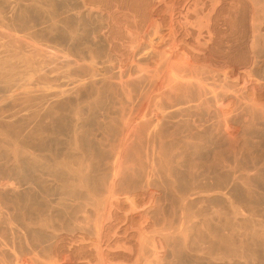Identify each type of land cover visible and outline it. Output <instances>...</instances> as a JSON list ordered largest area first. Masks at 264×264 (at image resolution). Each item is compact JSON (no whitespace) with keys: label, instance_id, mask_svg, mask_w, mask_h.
Masks as SVG:
<instances>
[{"label":"rangeland","instance_id":"374dc122","mask_svg":"<svg viewBox=\"0 0 264 264\" xmlns=\"http://www.w3.org/2000/svg\"><path fill=\"white\" fill-rule=\"evenodd\" d=\"M2 1L5 3V5L2 3ZM2 1L0 0V7L2 6L1 4H3L5 6V8L3 6L1 7L3 10L8 8L9 5L10 8L13 7V5L15 6L11 8L14 10V13L10 8L7 10V12L3 11L4 14L7 13V15H4L3 12H1L2 10L0 11L2 15L5 16H0L1 42L11 44L13 46L15 45L14 47H25V49L22 48L23 51L20 49V51L23 53L25 51L29 53L36 49L34 53L37 57L34 59V61L37 63L40 62L42 70L40 69V64L37 65V63H34L35 68L38 66V70H40V72L38 71V73L33 76L38 79L41 71H43L42 75L45 73V75L48 74V76H45L47 81L43 80L46 81V85L43 83V81L40 83L37 82L35 89H52V87L53 89H60L59 87H61L62 82L65 84L67 81V78L63 76L66 71H62L61 73V69L64 66L63 70H68V67L66 68L64 63L62 66L61 63L63 62V58L66 57V52H68L67 49H69L67 48L68 46L64 36L66 31V26L64 25L66 17L64 2H62V0H56L54 2L47 0L48 4L46 3V6V4H42L46 0H42V3L39 0H24L25 3H22L23 1L21 2V0H18L20 1L19 3L26 4L24 6L26 8L25 9L22 4H18L17 0H13V3H11L10 0V3L8 0ZM6 1L8 2V5ZM14 1H16V3H14ZM38 1L41 3V6L44 5L47 8L42 7L45 8V10H42ZM28 2L29 5L27 4ZM77 2L75 0L72 3V8L83 6L82 0H77ZM211 2L215 3L216 0H211ZM126 3L127 4L125 6L124 12H120L121 16H123L120 18V20L118 18L119 11H117L116 8L112 9L118 14L117 15L116 12L115 15L112 14L117 20H114L113 22L111 20L108 22L109 25L104 29V31L98 28L94 17H90V19L89 16H86V18L84 17L85 20H83L84 18L82 19L84 22L83 24L81 23L82 20L78 21V23H74L75 27H73L75 30L80 27L77 29V31H80H78L79 37L85 35L84 37H81L79 40H77L76 45L78 49L80 46L81 48L83 47L82 50L81 48L80 50L82 53H85H83L85 58L83 57L84 60L82 61L72 57L73 59L77 60H74V64L72 65L73 69L75 65L77 63L78 64L75 68L77 72H74L72 69L71 73L74 74L73 77L77 79L80 78L77 75H82L80 78L81 80H87V78L91 79L93 76H97L98 74L99 77L97 76L96 78L100 79L98 80L99 85L97 86L101 88L104 83L105 87H102V89H104L102 90L104 96H102L103 98L99 100L100 102L96 101L95 97H93L95 99L91 98L94 103L90 102L91 99L86 100L85 97L87 96L88 92L86 91L87 89H84L82 92L83 95L81 96V98H84V100L81 99L82 104L80 101L78 102L76 98H73V100H71L73 102H69L70 104L67 105H55V101L54 104L53 101H50V105L48 104V108L49 106V109L55 108L56 112L59 109V106H61L59 110H61L62 107L63 109L61 113L58 110V115H56L55 111H53L54 109H52L51 115L54 116L53 112L55 113L53 121L51 122V116L48 117L46 121V125H50L47 126L48 128L45 126V131L49 133L47 134L45 132V134L48 135L46 136V140L48 143V139L50 137V142L47 144L45 152H50L47 154H42L50 156L51 159L48 160L47 156L45 157L44 155V159L41 164H48L47 167L49 166L48 169H50V166H55H53V163L59 164L61 162H65L67 159L68 165L70 163L69 168H64V170H61V168L59 169L57 167L58 165L56 164L58 169L55 168L52 173L53 175L57 174V178L59 175V178L56 179L54 178L55 176H51V173L48 175L49 172H52V169L47 170L45 168V170L42 168L41 170L40 167H35L33 164H27L28 161H24L25 158H23V160L21 158V160L16 158V163L21 165H15L14 158H12L13 162L10 161L11 158L10 160H6L9 159L10 156L7 157L3 151H0V154L2 155L0 157L4 158H0V198H3V200L5 197V200L7 198H16V200L14 199L15 201H13L16 203H18L17 201H19V203L25 202V204H23L24 206H26V204L29 205L36 202L34 205L39 210L43 206L44 202L54 201L56 203V201L62 196L63 198L66 196L65 199H67V197L70 198L68 201L70 200L71 202L69 201L68 203L73 204V207L69 210V217L66 220L67 223H65V225L68 224L67 227L65 226L67 231L63 232L61 237L49 234L48 236L50 243L48 242L47 244H49L50 247H128L132 255L131 264H264V236L260 235L261 233L254 234L256 231H261L264 233V0H220L218 8H216L215 11H213L215 7L213 9L212 4L210 7L212 9L210 14L211 41L209 40L206 45L203 42L198 43L196 40V35L193 33V29L194 31L198 30V26L196 24L197 15L195 12L193 13L191 11V20L194 25L191 29L192 33L187 37L185 36L184 31L179 24L182 18L178 14L179 12L186 14L187 10L183 9L176 12H168L167 9H163L162 16L165 18V24L170 23L173 18V25L175 24L176 30L179 31L176 45L178 53L171 60L162 61L161 64H159L157 70L154 68L150 71L146 69L147 67L143 60L144 53H142L141 50L139 51L138 48L134 49L135 45L138 46L139 43L131 44L126 31V29L129 28V25L130 27L132 25L134 27L135 25H139L141 22L140 16L143 6L141 5V2L139 4V0H127ZM179 3H181V0L169 1L170 6ZM35 4L40 6V8L35 6ZM142 4H144V0L142 1ZM17 5H19L20 8ZM136 6H138V9ZM17 7L19 9L23 7L22 10L25 9L24 12H20ZM32 7H35V11L38 12L36 15H34L35 11L32 9ZM62 7L64 8L62 9ZM36 8L38 10H36ZM48 8H53V11H51V9L48 11ZM248 8L250 9V15L248 17L250 31L247 34L244 29L243 18ZM139 9H141V11ZM202 9L203 8L201 4L196 8V11L199 12L200 16L203 12ZM15 10L18 11L15 13ZM49 12L51 14H49ZM11 14L14 16L12 15L11 17ZM49 15H52L53 17ZM25 16H27V18H25ZM21 17L22 20L24 18L26 20H23L25 22L24 25L22 24L23 21H21ZM2 18L4 19V22H2ZM19 21L22 23L20 24ZM54 22L55 24H53ZM31 23L32 26H28ZM33 25L36 26V28ZM55 25H57V28ZM25 26H27V29ZM28 27H30V30H28ZM37 27L38 31H36ZM54 27L55 29H53ZM42 29H44V31ZM52 29L54 32H52ZM48 30L51 32L49 33ZM55 30L58 31V33ZM35 32L37 33V36L39 35V37L33 36L36 35ZM162 32L166 38H164L162 41L158 40V42H161L163 48L166 49L169 48L171 44H173L171 38L167 37V35L170 33L169 26H166ZM31 33H33V37L30 36ZM40 34H42V36ZM50 34H52V37H50ZM46 39L48 40L46 41ZM53 40L54 42H52ZM26 43L29 44L27 45L28 47L26 46ZM130 44L133 46L131 47ZM36 45L39 47L35 48ZM48 45H52V47L50 48ZM45 46L47 48H44ZM19 47L16 49L19 50ZM244 47H246V53L250 58V62L246 65H243L235 58H238V51ZM31 48L33 49L31 50ZM40 48H44V50L46 49L45 51H47L49 48L48 53L45 52V54L43 52L44 54L39 55L40 57H38V53L36 52L37 50L40 52ZM206 48L209 49V51L206 50ZM50 49L53 51L51 52ZM6 50L7 49H5V51ZM89 51L91 54H89ZM206 51H208L210 54ZM41 53L42 52H40V54ZM101 53H103L102 56ZM50 54H52V59H56L57 57V59L62 62H57L56 59V66L54 60L51 62L52 59H49L51 58ZM46 55H49L47 58L50 61L44 59L46 58ZM59 55L61 57H59ZM89 55L90 57H93V59L91 58L92 64L90 63V57H88ZM96 55L97 57L99 56L98 59L94 58ZM86 57L89 59H86ZM42 60L47 61H44L43 63ZM94 61H97L98 65L97 63L95 65ZM85 62L87 64L86 66L84 65ZM42 63L45 64L44 68H42ZM79 63L83 64L79 65ZM88 64L90 65L88 66ZM46 65L47 68L49 67V69L55 65L56 69L53 68V72H51V70L48 71V69L45 68ZM78 65L81 67L79 68ZM58 66L62 67L57 70ZM95 67H97V69ZM84 68L85 70L90 71L93 76L87 71H84ZM93 69H96L95 72L97 74H93ZM46 71H48V73ZM78 71H80L81 74L80 72L78 74ZM83 71L84 73H82ZM85 73L86 75L83 76ZM51 75H53V77ZM103 75H105L106 78ZM50 76L53 79L50 78ZM48 77L51 82L54 80L55 81L50 84ZM145 81H147L150 86L160 84V90L158 92L151 93L149 90L150 86H147ZM41 83L43 84L41 85ZM38 85L41 86V88ZM1 87L3 88L4 86L0 85V98L4 95V89ZM125 91L127 92V95L125 94ZM121 95L122 97H120ZM124 95H126L127 98ZM74 100H77L76 102L80 103V105L77 104L79 105L78 108H82L81 110L84 109L83 112L85 111L84 113H81L84 115L81 116L83 119L81 118L80 121V126L82 128L79 126L78 129L81 135H79V132H76L74 128L76 120L75 110L77 109V106L75 105L76 102ZM86 101L91 105L89 103L86 104ZM51 103L53 105H51ZM121 103H123V105ZM83 104H86L87 106H83ZM64 105L67 110H72H70L71 113L70 111H66V109H64ZM69 105L71 107L73 105V107L71 108ZM157 105L165 109L167 111L166 114L168 115V118H164V121L161 122V124L163 122L165 124L163 123V125L160 126V129L163 126V128L166 130H164L166 137L164 136V139L162 138L163 141L165 140V142L161 141L165 145L163 143L160 144L159 140H157L159 141L157 144V141H153L151 137L146 138L147 140L144 139V146L142 144V147H144L146 151L147 148H151L149 149L151 150L149 151V157V152L141 150L142 147L139 146V143H142L140 141L141 137H139L141 135L140 132L145 128L143 125L140 126V123L143 124L145 120L150 118H158L160 113L158 112ZM49 111L51 112V110ZM171 112H175V114H172L175 115V117H171ZM72 113H74V115ZM61 115H65L67 117L65 118L64 116V118H62ZM72 115L75 118H73ZM125 115H127V118L130 119L133 124L130 134L135 135H133L134 138L131 135L129 136V139H133H130V142L128 141L127 147L129 148V144L131 145L130 147H132V144H135L136 142L138 143L140 141L138 144L136 143V145L133 146L141 147L140 151H145L146 153L144 154V152H139V156L137 153H134V156H132L133 152H129L128 156L130 159H133L135 155L137 156L135 159H133L134 161L128 159V162L125 158L127 153H123V156H121L119 159V163H116V157L114 156L116 155L114 154L116 152L113 146L116 144V142L118 144L119 139H121L120 137L122 135L119 137V134H122V129L124 127L122 126V119ZM58 116H61V118L59 119ZM70 117H72V119ZM57 119L60 120L59 123L57 122ZM64 119L67 122L71 121L68 123L69 125ZM113 120H115V124L116 121L117 124L119 122V126L113 124ZM103 122L104 124L106 122V126L103 124ZM61 123L64 124V128H62L63 125L61 126ZM107 124H111L109 125L111 127L108 128ZM134 124L139 126H135ZM105 127H107V131ZM118 127L119 129H117ZM59 128H62V130ZM101 130L104 131L101 132ZM114 130H120V133L118 134L115 131L116 134H114ZM176 131L177 133H175ZM73 132H76L79 136ZM108 132L112 133H109L108 135ZM168 133H171L172 136ZM75 135H77L76 138H74ZM114 135H116V139L118 140L115 142V144L113 143L115 141ZM101 138L102 141H100ZM74 139H76V142L77 139L79 140L78 143H75L77 147L81 146V148H77L79 149L78 151L80 152V149H82L81 154L78 153L79 155H77V151L72 152L74 145L71 144L72 140L74 144ZM145 140L147 141L146 143H144ZM69 145L71 146L69 147ZM161 146L167 150H171L173 147L172 151L169 152H173V158L176 157L174 158V160H176L174 162L175 165L178 163L182 164V167H180L182 172H186V176L188 175L187 177H191V179H193L191 183L193 184L194 189L191 190L189 194H191V197H193L201 193L199 195L200 197L197 196V198H194L191 201L187 200L186 198H188L189 195H182L180 191L177 189L174 190L175 188H173L170 183L167 182L168 178L163 175L165 173H161V171H163L161 169L162 165H160L162 162L160 159L163 157L162 155L160 156L163 150ZM53 147L58 148L54 149ZM132 150L133 149H129V151ZM153 150L156 151L155 154ZM63 151L67 153V155L64 154L66 155L65 157L63 155ZM2 153H4V156L7 158L3 157ZM141 153L142 157H140ZM175 153L177 156H179L177 157ZM112 154H114V159H112V156L109 157ZM99 156H101L100 159ZM122 157L124 161H122ZM138 157L141 159L143 158V161L140 158L138 159ZM147 157L149 158L146 159ZM80 158H82V160L84 159L83 162L82 160L80 161ZM177 158L179 162L177 161ZM52 159L54 162L51 161ZM136 159L139 160V165L137 164L138 160L135 161ZM67 161L65 163H67ZM73 161L77 163V167H74L76 166V163ZM121 161L122 163L125 162L124 166L121 164ZM129 161L135 162L136 164H130ZM140 161H142L141 165ZM82 163L85 165L81 166ZM22 164H24L25 167L27 164L28 167L23 168ZM70 167L72 170L82 167L81 170L83 175L88 177L89 181H91L89 182L90 187L92 188L94 185V188H88V190L84 189V191L81 189L79 190V193L77 190V193H75L76 195L72 194V196L74 195V198L69 195L68 189L65 190L63 187H59L65 185L64 187L68 188L70 187L71 183H73L72 180H75V176H73L74 179H71V176L73 175H71V172L68 174ZM113 167L115 168L112 170ZM116 167H118V169ZM110 168L111 172H109ZM35 169H37V172ZM65 169L67 171H65ZM38 170L40 172H44L41 174L38 172ZM55 170L60 172L56 173ZM120 170L121 177L123 172L128 176H133L132 178H135L134 176L140 174L137 175L139 178L136 176L137 178L135 179H141L140 181L145 182V184H142L143 186H139L142 188H136V186H133V188L132 186H126L129 187L126 189L128 193L125 191L120 192L119 189L122 188L118 189V194L116 196L118 199H114L117 209L114 211L113 219H108L109 222L106 220L104 221L103 227L105 229L103 228L101 231V237V234L97 232L98 229L96 228L98 225L100 226V218H97L100 216V213H98V210H96L98 208V204L94 203L92 199H98L96 193L98 192L99 187L97 188V186L104 180H107L109 177H111L114 174V171H117L118 173ZM62 172H65V176L62 175ZM108 174L109 177L107 178ZM120 175L118 178H121ZM161 175H163L164 178ZM46 177L48 180H50L49 182ZM61 177L63 179L65 177L64 180L67 182L69 180L70 185L69 183L66 185V182ZM98 179L102 180H99L98 182ZM61 180H63L65 183ZM95 186L97 190L95 189ZM125 188L123 189L125 190ZM70 190L71 189H69V191ZM129 190H132V193ZM135 191H138V193ZM90 192H93L94 196L97 198L93 195L91 197ZM83 194L87 196L90 195L91 198H86V196L84 197ZM20 196L23 197V199L25 198L24 200H27L28 203L24 200L21 201V199L18 200ZM202 196L205 197L203 198ZM76 197H78V201L76 200ZM80 197L81 202L79 201ZM27 198L31 201H29ZM77 202L81 204L79 205ZM84 202L87 203L84 204ZM130 204H133V209L132 207L130 208ZM81 205L83 206L84 210H82ZM233 206L238 208L237 216L233 214ZM17 208H15V206L9 205L8 208L4 209V212L16 214L20 209L19 207ZM42 208L45 210L44 206ZM55 212H57V210H54L51 214L53 216L58 215V212L56 215ZM96 220L97 222L99 221L97 226ZM144 231L147 234L149 233L151 237L157 239L159 243L158 258L151 256L150 246L148 244L146 245V241L144 240L145 238L143 237ZM31 234L33 245L37 244L38 247H46L45 245L40 244L38 241L36 242L37 237L35 239V234ZM98 235H100L101 238H99ZM97 237L103 243L100 242ZM203 242L205 245L200 246V244ZM49 245L47 247H49ZM142 247H145V251L140 253Z\"/></svg>","mask_w":264,"mask_h":264},{"label":"bare ground","instance_id":"6f19581e","mask_svg":"<svg viewBox=\"0 0 264 264\" xmlns=\"http://www.w3.org/2000/svg\"><path fill=\"white\" fill-rule=\"evenodd\" d=\"M2 1V0H1ZM11 1V3H13L12 1L13 0H10ZM10 1L8 0V2L10 3ZM23 1V2H22ZM28 1V0H27ZM26 1V2H27ZM35 1V0H34ZM39 1H41V3H42V0H39ZM38 1V2H39ZM44 1V0H43ZM47 1V0H46ZM44 2V3H42V4H48V1L47 2ZM49 1H56V0H49ZM58 1V0H57ZM75 1V0H74ZM73 0H62V2H64V4H65V26H66V31H65V41H66V43H67V48H69V49H67L68 50V52H66V57H64L63 58V62L61 63L60 62V60H58L57 59V57H56V59H57V62H60L61 63V65L64 63V65H66V68L68 69V70H63V68H64V66L62 67V66H58L57 67V70L60 68V67H62V69H61V73H62V71L63 72H65V74L63 75L65 78H67V81L66 80H63V81H66L65 82V84H63V82H62V85H61V87H59L60 89H53V87H52V89L51 88H49V89H46V88H44L45 87V85H46V81H47V79H45L46 77L45 76H48V74L47 75H45V73H43L44 75H42V72L43 71H41V74H39L40 76H38V75H36V76H38V79H36V77H34L33 75H35L36 73H38V71L40 72V70H38V64H40V60L38 61L39 63H37V62H35L34 61V59L37 57L36 56V54L34 53L35 51H36V49L34 50V51H31L33 48H31V52H26L25 50V52L23 53V52H21L20 51V49L22 50V46H18L19 47V50H17L16 48H18V47H14L13 45H11V44H7V43H3V42H1V39H0V85H2V86H4L2 89H4V95L0 98V151H3L5 154H6V156L8 157V156H10L9 157V159H6L7 157L6 156H4L5 154L4 153H2L3 154V157H6L5 159L6 160H10V158H11V162H13L12 161V158H14V160H15V162H14V164L15 165H21V164H17L16 162H17V159H19V160H23V158H25V160L24 161H28L27 162V164H33L35 167L37 166V167H40L41 168V170H42V168H46L47 170H51L52 172H49V171H46V172H49L48 173V175H50V173H51V176H55L54 178H56V179H58L59 178V175H58V178L56 177L57 176V174L56 175H53L52 173H53V170L55 169V168H61V170H64V168H66V169H68L69 168V165H70V163H69V165H68V161H67V159L65 160V162L67 161V163H65V162H61V163H53V166L54 167H52V166H50V169H48L49 168V166L47 167V165L46 164H41L42 162H43V159H44V155L45 154H42V153H46L45 152V150H46V147H47V144L50 142V137H49V139H48V143H47V140H46V136H48V135H46L45 134V130H46V128H48L47 126H50L49 124H47L46 125V121H47V119H48V117H52V120H51V122L53 121V117L55 116V113H56V115H58L59 114V111H60V113H61V111H62V109H63V107L61 108V110H59L60 109V107L61 106H59V111L57 110V112L55 111V108H51V109H49L50 108V106H49V108H48V104L50 105V101H53V104H54V101H55V105H61V104H70L69 102H73V101H71V100H73V98H76L77 100H78V102L80 101V103H81V99H83L84 100V98H81V96L83 95L82 94V92H83V90L85 89H87L86 91L88 92V94H87V96L86 95H84V96H86L85 98H86V100L87 99H95L96 98V101H99L101 98H103L102 96H104V94H103V91L102 90H104V89H102V87H105V85H104V83H103V85L101 86V88L99 87V86H97V85H99V79H97L96 77L98 76L99 77V75L95 72L96 71V69H97V67H95L96 69H93V74H97V76H93L92 74H91V72L90 71H87V70H85V68H84V71H87L88 73H90L93 77L91 78V79H88L87 78V80L85 79V80H81L80 78L82 77V75H77L78 77H80L79 79H77V78H74L73 76H74V74H72L71 73V70L73 69V64H74V60L75 59H77V60H84V58H85V55H83V53H82V48H81V46H80V48H81V50H80V48L78 49L77 47H76V45H77V40H79V38H81V37H84L85 35H83V36H81V37H79V33H78V31H77V29H79V28H77L76 30L74 29V23H78V21H81L84 17L86 18V16H89V19H90V17H94L95 18V20H96V23H97V26H98V28L100 29V30H102V31H104V29L109 25V23L108 22H110L111 20H112V22L114 21V20H117L116 18H115V16H113L112 14H114L115 15V12L112 10V9H115L116 8V10L117 11H119L118 12V14L120 15V17H119V15L117 14V12H116V14L118 15V18H119V20H120V18H122L123 16H121V13L120 12H124V10H125V6H126V4L128 3H126V1L127 0H82L83 1V6H79V7H77V8H72V3L74 2ZM81 1V0H80ZM130 1V0H129ZM132 1V0H131ZM142 1L143 0H139V4H140V2H141V5L143 6V10H142V13H141V16H140V20H141V22L139 23V25L138 26H136L135 25V27L132 25L131 27H130V25H129V28H127L126 29V31H127V36H128V38H129V41H130V43L131 44H138L139 43V45L138 46H136L135 45V47H134V49H139V51L141 50L142 51V53H144V62H145V65H146V69L148 70V71H150V70H152V69H154V68H156V70L158 69V66H159V64H161V62L162 61H165V60H167V61H169V60H171L173 57H175V55L178 53V50H177V47H176V45H177V35L179 34V31H177L176 30V28H175V24L173 25V18H172V20H171V22L170 23H168V24H165V21H164V17L162 16V13H163V9H167L168 10V12L169 11H173V12H176V11H178V10H183V9H185V10H187V13L186 14H183L182 12H179L178 14L180 15V17L182 18L181 19V21L179 22V24L181 25V27H182V29H183V31H184V34H185V36H189L191 33H192V31H191V29H192V26L194 25L193 23H192V16H191V11L194 13H196V15H197V19H196V24H197V26H198V30H195L194 31V29H193V33H195V35H196V40L198 41V43H205V45H206V43L210 40L211 41V39H210V34H211V25H210V22H211V19H210V14H211V11H212V9L210 8L211 7V5L213 6V9H214V7H215V9L213 10V11H215L216 10V8H218V5H219V3H220V0H216V2L215 3H212L211 2V0H181V3H179V4H173L172 6H170V4H169V1L170 0H144V4H142ZM8 2L6 1V3H7V5H8ZM17 2H18V4L20 5V4H22V3H25V1L24 0H21V2L22 3H19L20 1H18L17 0ZM60 2V1H59ZM59 2H58V4H59ZM76 2H77V0H76ZM79 2V1H78ZM77 2V3H78ZM2 3H4L3 1H2ZM14 3H16V1H14ZM30 3H31V1H30ZM32 3H35V2H32ZM40 3V2H39ZM41 3H40V6H41ZM56 3V2H55ZM55 3H54V5H55ZM61 3V2H60ZM136 3V2H135ZM28 5H29V2L27 3ZM47 4H46V6H47ZM57 4V3H56ZM131 4V3H130ZM139 4H138V6H139ZM200 4L202 5V10H203V12H202V15L200 16V14H199V12L198 11H196V8L198 7V6H200ZM4 8H5V3H4V5L3 4H1ZM13 5V4H12ZM19 5H17L19 8H20V6ZM23 5V7L26 5V4H22ZM31 5V4H30ZM49 5H50V3H49ZM62 5H63V3H62ZM78 5V4H77ZM137 5V4H136ZM1 6V7H2ZM15 5H13V7H14ZM32 6H33V4H32ZM35 6H38V5H36L35 4ZM40 6H38L39 8H40ZM52 6V5H51ZM60 6V5H59ZM138 6H136V8L138 9ZM0 7V8H1ZM8 7V6H7ZM13 7H11V8H13ZM17 7V8H18ZM23 7L21 8V9H19V11L21 12H24V10L26 9L25 7V9L24 10H22L23 9ZM31 7V6H30ZM37 7V8H38ZM42 7H45L44 5L43 6H41V8ZM49 7V6H48ZM10 8V5H9V7L8 8H6L5 10H3L2 8L0 9V11L1 12H3V11H5V12H7V10ZM10 8V9H11ZM16 8V7H15ZM35 8V7H34ZM33 7H32V9H34ZM36 8V10H38ZM45 8H47V7H45ZM45 8H42V10L44 9L45 10ZM64 7H62V9H63ZM51 9V8H50ZM50 9L48 8V11H50ZM55 9V8H54ZM12 10V9H11ZM140 11H141V9H139ZM18 11V10H17ZM16 10H15V13L17 12ZM34 11H35V9H34ZM51 11H53V8L51 9ZM58 11V10H57ZM114 13H113V12ZM0 12V13H1ZM11 12V11H10ZM12 12L14 13V10H12ZM33 12V11H32ZM44 12V11H43ZM42 12V13H43ZM47 12V11H46ZM45 12V13H46ZM63 12V11H62ZM138 12V11H137ZM28 13H29V11H28ZM31 13V12H30ZM38 12H36L35 11V14L34 15H36ZM41 13V14H42ZM93 13V14H92ZM139 13V14H140ZM3 14H4V12H3ZM24 14V13H23ZM27 14V13H26ZM40 14V13H39ZM49 14H51L50 12H49ZM56 14V13H55ZM91 14H92V16H91ZM4 15H7V13H5ZM4 15H2V13L0 14V16H4ZM12 15L13 14H11V17H12ZM48 15V14H47ZM53 15V14H52ZM52 15H49V16H52ZM61 15H62V13H61ZM123 15V14H122ZM249 15H250V9L248 8L247 10H246V13H245V15H244V18H243V25H244V29H245V32L248 34L249 33V31H250V27H249V24H248V17H249ZM8 16H10V15H8ZM14 16V15H13ZM28 16V15H27ZM27 16H25V18H27ZM45 16V15H44ZM63 16H64V14H63ZM5 17V16H4ZM3 17V18H4ZM31 17V16H30ZM37 17V16H36ZM53 17V16H52ZM2 18V22H4V19ZM14 18V17H13ZM24 18V17H23ZM25 18L23 19V20H25ZM38 18V17H37ZM43 18H45V17H43ZM47 18H49V17H47ZM55 18V17H54ZM53 18V19H54ZM85 18L83 19V20H85ZM1 19V18H0ZM6 19V18H5ZM40 19V18H39ZM52 19V20H53ZM56 19V18H55ZM58 19V18H57ZM62 19V18H61ZM87 19H88V17H87ZM22 20V17H21V21H23ZM29 20V19H28ZM31 20H33V19H31ZM83 20H82V24L84 23L83 22ZM92 20V19H91ZM94 20V19H93ZM118 20V21H119ZM122 20V19H121ZM21 21H19V23L21 24L22 22ZM26 21V20H25ZM30 21V20H29ZM35 21V20H34ZM33 21V22H34ZM40 21V20H39ZM58 21V20H57ZM32 22V23H33ZM44 22V21H43ZM47 22V21H46ZM53 22V21H52ZM60 22V21H59ZM87 22V21H86ZM115 22H117V21H115ZM24 21H23V25H24ZM32 23L30 24V25H28V26H32ZM48 23V22H47ZM62 23V22H61ZM119 23V22H118ZM19 24V25H20ZM27 24V23H26ZM25 24V25H26ZM29 24V23H28ZM45 24V23H44ZM50 24V23H49ZM53 24H55V22L53 23ZM23 25H22V28H23ZM35 25V24H34ZM33 25V26H34ZM52 25V24H51ZM51 25H50V27H51ZM76 25V24H75ZM21 26V25H20ZM48 26V25H47ZM54 26V25H53ZM56 26V28H57V25H55ZM58 26H59V24H58ZM62 26V25H61ZM74 26V27H73ZM79 26V25H78ZM83 26V25H82ZM85 26V25H84ZM96 26V25H95ZM166 26H169V30H170V33L167 35V37H169V38H171V41L173 42V44H171V46L169 47V48H166V49H164L163 48V46H162V44H161V42H158V40H160V41H162L164 38H166V36H164L162 33V31H163V29L164 28H166ZM27 26H25V28H26ZM35 28H36V26H34ZM34 27H33V29H34ZM38 27H39V25H38ZM38 27H37V30L36 31H38ZM43 27V26H42ZM49 27V26H48ZM127 27H128V25H127ZM29 29L28 30H30V27H28ZM44 28V27H43ZM84 28V27H83ZM27 29V28H26ZM41 29V28H40ZM39 29V30H40ZM53 29H55V27L53 28ZM52 29V32H54V30ZM60 29H62V28H60ZM109 29V28H108ZM43 31H44V29H42ZM46 30V29H45ZM50 30H51V28H50ZM56 30H58V29H56ZM55 30V31H56ZM63 30V29H62ZM34 31V30H33ZM47 31V30H46ZM45 31V32H46ZM49 31V30H48ZM51 31H49V33H50ZM57 33H58V31H56ZM60 32V31H59ZM62 32V31H61ZM80 32V31H79ZM100 32V31H99ZM36 33V32H35ZM40 33V32H39ZM103 33V32H102ZM32 34L33 33H31V35L30 36H32ZM46 34H47V32H46ZM53 34V33H52ZM52 34H50V37H52L51 35ZM63 34V33H62ZM41 36H42V34H40ZM33 36H36V37H39V35L37 36V33H36V35H33ZM32 36V37H33ZM48 36H49V34H48ZM45 37V36H44ZM116 37V36H115ZM59 38V37H58ZM33 39H35V38H33ZM45 39V38H44ZM63 39V38H62ZM43 40V39H42ZM48 39H46V41H47ZM81 40V39H80ZM114 40V39H113ZM56 41V40H55ZM64 41V42H65ZM42 42V41H41ZM41 42H40V44H41ZM52 42H54V40L52 41ZM31 43V42H30ZM48 43H50V42H48ZM63 43V42H62ZM61 43V44H62ZM80 43V42H79ZM84 43V42H83ZM33 44V43H32ZM47 44V43H46ZM59 44V43H58ZM65 44V43H64ZM131 44H130V46H131ZM27 45H29V44H27L26 43V46ZM34 45V44H33ZM32 45V46H33ZM42 45V44H41ZM54 45V44H53ZM66 45V44H65ZM64 45V46H65ZM25 46V45H24ZM31 46V45H30ZM43 46H44V44H43ZM50 48L52 47V45L50 46V45H48ZM63 46V45H62ZM133 46V45H132ZM131 46V47H132ZM12 47V48H11ZM28 47V46H27ZM26 47V48H27ZM37 47H39V46H37L36 45V47L35 48H37ZM14 48V49H13ZM44 48H47L46 46L44 47ZM44 48H40L41 49V51L40 52H42L41 54H40V52H39V50H37V52L36 53H38V57H40L39 55H42V54H44L45 52H47L48 53V50H49V48L47 49V51H45L44 50ZM5 49H7L6 51H5ZM12 49V50H11ZM23 49H25V47L23 48ZM54 49H55V47H54ZM58 49V48H57ZM133 49V48H132ZM43 50V51H42ZM206 50H208L209 51V49H207L206 48ZM20 51V52H19ZM23 51V50H22ZM28 51V50H27ZM50 51H51V49H50ZM50 51H49V53H50ZM53 51V50H52ZM51 51V52H52ZM55 51V50H54ZM59 51V50H58ZM101 51V50H100ZM104 51V50H103ZM203 51V50H202ZM208 51H206V52H208ZM33 52V53H32ZM44 52V53H43ZM60 52V51H59ZM204 52H205V50H204ZM203 52V53H204ZM94 53H96V52H94ZM209 53V52H208ZM238 58L237 57H235L237 60H239L243 65H246V64H248L249 62H250V58H249V56L247 55V53H246V47H244V48H242V49H240L239 51H238ZM46 54V53H45ZM53 54V53H52ZM52 54H50V56L52 55ZM63 54H65V53H63ZM85 54V53H84ZM88 54V53H87ZM89 54H91L90 53V51H89ZM102 54L103 53H101V56H102ZM205 54V53H204ZM210 54V53H209ZM94 55V54H93ZM93 55H91V56H93ZM99 55H100V53H99ZM207 55V54H206ZM35 56V57H34ZM47 56L49 57V55H46L45 57L46 58H44V59H47V60H49V59H52V56H51V58H47ZM56 56V55H55ZM57 56H58V54H57ZM100 56V57H101ZM208 56V55H207ZM43 57V56H42ZM59 57H61L60 55H59ZM72 57H75V59H73ZM84 57V58H83ZM88 57H90V55L88 56ZM96 57H97V55H96ZM96 57H94L95 59H98V57L96 58ZM142 57V56H141ZM53 58H54V56H53ZM91 58L93 59V57H90V63L92 64V60H91ZM43 59V58H42ZM56 59H52L51 60V62L54 60V62H55V60ZM86 59H89V58H87L86 57ZM47 60H42V62L44 63V61L46 62ZM77 60H75V61H77ZM50 61V60H49ZM81 61V62H82ZM238 61V62H239ZM78 62H80V61H78ZM87 62V61H86ZM86 62H85V66L87 65L86 64ZM237 62V63H238ZM34 63L36 64L37 63V68H35V66H34ZM42 63V64H43ZM47 63H50V62H47ZM94 63H95V65H96V63H97V61H94ZM93 63V64H94ZM75 64H76V62H75ZM78 64V63H77ZM76 64V65H77ZM83 64V63H82ZM82 64H80L79 63V65H82ZM102 64V63H101ZM44 65L45 64H43V67L42 68H44ZM53 65V64H52ZM55 65H56V62H55ZM55 65H54V67H50L51 69H49V67L47 68V65L45 66V68H47L48 69V71H50L51 70V72H53L52 70H53V68L54 69H56L55 68ZM59 65V64H58ZM76 65H75V67H74V72L76 71ZM78 65V66H79ZM90 64H88V66H89ZM97 65H98V63H97ZM57 66V65H56ZM85 66H83V67H85ZM92 67H94L93 65H91ZM90 66V67H91ZM81 66H79V68H80ZM99 67V66H98ZM102 68V67H101ZM40 69H41V64H40ZM47 69H45V70H47ZM92 69V68H91ZM42 70V69H41ZM44 70V71H45ZM77 70H78V68H77ZM82 70H83V68H82ZM81 70V71H82ZM88 70H89V68H88ZM48 71H46L47 73H48ZM84 71L82 72V73H84ZM92 71V70H91ZM103 71V70H102ZM60 72V71H59ZM77 72V71H76ZM79 72L80 71H78V74H79ZM95 72V73H94ZM80 74H81V72H80ZM103 74V73H102ZM107 74V73H106ZM105 74V75H106ZM86 75V73L83 75V76H85ZM89 75V74H88ZM105 75H103V76H105ZM108 75V74H107ZM52 77H53V75H51ZM50 76V78H52ZM63 77V78H64ZM91 77V76H90ZM62 78V77H61ZM85 78V77H84ZM83 78V79H84ZM103 78V77H102ZM105 78H106V76H105ZM48 79H49V77H48ZM53 79V78H52ZM43 80H46V81H43ZM50 80V79H49ZM106 80V79H105ZM43 81V83H45V85H44V89H41V90H38V88L37 89H35V86H36V83L37 82H42ZM55 81V80H54ZM53 81V82H54ZM101 81H102V79H101ZM100 81V82H101ZM53 82H51V80H50V84L51 83H53ZM103 82H105V81H103ZM38 83V84H39ZM43 83H41V85L43 84ZM106 83V82H105ZM145 83L147 84V86H150L148 83H147V81H145ZM47 84H48V82H47ZM64 85V86H63ZM39 86V85H38ZM49 86V85H48ZM160 84H155V85H151L150 86V88H149V90H150V92L151 93H155V92H158L159 90H160ZM40 88H41V86H39ZM55 87V86H54ZM39 88V89H40ZM48 88V87H47ZM58 88V87H57ZM62 88V89H61ZM106 90V89H105ZM119 91V90H118ZM124 91V90H123ZM86 92V93H87ZM106 92V91H105ZM120 92V91H119ZM118 94H120V93H118ZM125 94L127 95V92L125 91ZM126 95H124L125 97H126ZM93 97H95V98H93ZM120 97H122V95L120 96ZM127 98V97H126ZM91 99V101L90 102H93V100ZM120 99H122V98H120ZM76 100V101H77ZM75 101V100H74ZM75 101V102H76ZM124 101V100H123ZM122 101V102H123ZM78 102H76V106H77V109L75 110L74 108L76 107H74L73 109L75 110V117H76V120L75 119H73V120H75V126H74V128H75V130H76V132L78 131V129H79V126H80V121H81V116H84V115H82L81 113L83 112V110H81L80 108H78L79 107V105H80V103H78ZM100 102V101H99ZM89 103V102H88ZM87 103V101H86V104H88ZM94 103V102H93ZM52 103H51V105H53ZM77 104H79V105H77ZM82 104V103H81ZM85 104V105H86ZM90 104V103H89ZM122 105H123V103H121ZM74 105V104H73ZM73 105H72V107H73ZM84 104H83V106H85ZM91 105V104H90ZM125 105V104H124ZM70 106V105H69ZM68 106V107H69ZM82 106V105H81ZM87 106V105H86ZM52 107V106H51ZM56 107H58V106H56ZM64 107H65V105H64ZM71 107V106H70ZM69 107V108H70ZM71 107V108H72ZM157 108H158V112L160 113L159 115H158V118H150V119H147V120H145L144 122H143V124L142 123H140L141 125L140 126H144L143 128H144V130H142L140 133H141V135L139 136V137H141V140L139 139V137H138V139L142 142L141 144L139 143V146H141L142 147V144H143V140L144 139H146V138H149V137H151V139L153 140V141H157V140H159L160 141V144H162L163 142H165V140L163 141V139H164V136L166 137V133H165V129L163 128V126L161 127V129H160V126L161 125H163V123L161 124V122L162 121H164V118H168V115L166 114V110L165 109H163L162 107H160V106H158L157 105ZM52 109H54L53 111H55V113L53 112V114H54V116H52L51 115V113H52ZM64 109H66V111H70L71 109H68L67 110V108L65 107ZM49 110H51V112L49 111ZM66 111H64V112H66ZM72 111V110H71ZM71 111H70V113H71ZM85 112V111H84ZM83 112V113H84ZM67 113V112H66ZM65 114V113H64ZM73 115H74V113H72ZM172 114H175V112H171V117L172 116H174L175 117V115H172ZM66 115H68V114H66ZM71 115V114H70ZM72 115V117L73 118H75L74 116ZM62 116V115H61ZM61 116L59 117V119L61 118ZM65 116V115H64ZM64 116H62V118H64ZM67 116H65V118H66ZM72 117H70L71 119H72ZM129 117V116H128ZM173 117V118H174ZM169 118H170V114H169ZM59 119H57L58 121V123H59ZM83 119V118H82ZM175 119V118H174ZM50 120V119H49ZM62 120V119H61ZM65 120V119H64ZM72 120V121H73ZM123 120V125L122 126H124L123 127V129H122V134L120 133V130H114V134H116V133H120L119 134V137L121 138V139H119V142H118V144H117V142L116 141H118L117 139H116V135H114L115 136V139H114V137L112 136V138L115 140L113 143L115 144V142H116V144L113 146V148H114V150H115V152L116 153H114V154H116V155H114V154H112V155H110L109 157H111L112 156V159H114L115 157H116V163H119V159H120V157L121 156H123V153H127L125 156V158H126V160H127V162H128V159L129 160H133V159H135L136 158V156L138 155L139 156V152H144V154L148 151H151V150H149V149H151V148H147V151H146V149H144V147H142V149L141 150H145V151H140V148L141 147H135V146H133V145H136V143L135 144H132V147H135V148H132V147H130L131 145L129 144V148L127 147L128 145V141L130 142V139H133L134 138V136L133 135H131L130 134V132H131V127L133 126V124H132V121H130V119H128L127 118V115H125L124 116V118L122 119ZM172 120V119H171ZM168 121H169V119H168ZM175 121V120H174ZM49 122V121H48ZM47 122V123H48ZM51 122H49V123H51ZM63 122V121H62ZM65 122H67L66 120H65ZM71 121H68L67 122V124L68 123H70ZM74 122V121H73ZM107 122V121H106ZM106 122H105V124H104V122H103V124L106 126ZM109 122V121H108ZM115 122V120H113V124H115L114 123ZM55 123V122H54ZM53 123V124H54ZM64 123V122H63ZM109 123H111V122H109ZM122 123V122H121ZM120 123V124H121ZM138 123V122H137ZM167 123V122H166ZM170 123H173V122H170ZM66 124V123H65ZM73 124V123H72ZM71 124V125H72ZM82 124V123H81ZM139 124V123H138ZM165 124V123H164ZM63 125V127L62 128H64V124H62L61 123V126ZM69 125V124H68ZM108 125V124H107ZM109 125H111V124H109ZM108 125V128L109 127H111V126H109ZM115 125H118L119 126V122H118V124H117V121H116V124ZM135 125V124H134ZM45 126H46V128H45ZM59 126H60V124H59ZM58 126V127H59ZM84 126V125H83ZM102 126V125H101ZM100 126V127H101ZM113 126V125H112ZM135 126H139V125H135ZM66 127V126H65ZM81 127V126H80ZM114 127V126H113ZM121 127V126H120ZM167 127H169V126H167ZM167 127H166V129H167ZM62 128L60 129V130H62ZM68 128V127H67ZM82 128V127H81ZM107 127H105V129H106ZM122 128V127H121ZM58 129V130H59ZM69 129V128H68ZM68 129H66V130H68ZM73 129V128H72ZM101 129V128H100ZM103 129V128H102ZM113 129V128H112ZM112 129H111V131H112ZM117 129H119V127L117 128ZM59 130V131H60ZM74 130V129H73ZM109 130V129H108ZM165 130V131H164ZM82 131V130H81ZM102 131H104V130H101V132ZM106 131H107V129H106ZM115 131H116V133H115ZM168 131V130H167ZM76 132H73V133H75V134H77ZM79 132V135H81V133H80V131H78ZM132 132H134V131H132ZM47 133V132H46ZM62 133H63V131H62ZM104 133V132H103ZM109 133H112V132H108V135H109ZM139 133V134H140ZM173 133V132H172ZM175 133H177V131L175 132ZM47 134H49V133H47ZM168 134H171V133H168ZM167 134V135H168ZM78 135V134H77ZM77 135H75L74 136V138H76V136ZM78 135V136H79ZM105 135V134H104ZM132 136L133 138H130L129 139V136ZM107 136V135H106ZM171 136H172V134H171ZM118 137V136H117ZM169 137V136H168ZM167 137V138H168ZM48 138V137H47ZM103 138V137H102ZM102 138H101V140L100 141H102ZM106 138H109V137H106ZM163 138V139H162ZM78 139H79V137H78ZM77 139V142H76V139H74L75 140V142H74V144H73V140H72V144L71 145H74V149H73V151L72 152H74V151H77V155H79V154H81V150L82 149H80V152L78 151L79 149H77V148H81V146H79V147H77V145H75V143H78V140ZM104 139V138H103ZM112 139V140H113ZM109 140V139H108ZM147 140V139H146ZM145 140V142L144 143H146L147 141ZM150 140V139H149ZM171 140V139H170ZM159 141H157V144L159 143ZM161 141H163V142H161ZM169 141V140H168ZM174 141H177V140H174ZM174 141H173V143H174ZM132 142V141H131ZM166 142H167V140H166ZM69 143H70V141H69ZM103 143V142H102ZM137 143V144H138ZM175 143H177V142H175ZM53 144V143H52ZM103 144H105V143H103ZM148 144V143H147ZM151 144H153V143H151ZM156 144V143H155ZM159 144V145H160ZM164 144V143H163ZM167 144V143H166ZM172 144V143H171ZM51 145V144H50ZM49 145V146H50ZM71 145H69V147L71 146ZM81 145V144H80ZM101 145V144H100ZM146 145V144H145ZM165 145V144H164ZM164 145H163V147H164ZM174 145V144H173ZM178 145V144H177ZM58 146V145H57ZM103 146V145H102ZM143 146H144V144H143ZM150 146V145H149ZM148 146V147H149ZM152 146V145H151ZM167 146V145H166ZM165 146V147H166ZM59 147V146H58ZM58 147H55V148H58ZM107 147V146H106ZM109 147H111V146H109ZM147 147V146H146ZM155 147V146H154ZM162 147V146H161ZM162 147V148H163ZM50 148V147H49ZM49 148H47V149H49ZM54 148V147H53ZM54 148V149H55ZM61 148V147H60ZM59 148V149H60ZM73 148V147H72ZM84 148V147H83ZM112 148V147H111ZM167 148V147H166ZM177 148V147H176ZM69 149H71V148H69ZM68 149V150H69ZM77 149V150H76ZM129 149L131 150V149H133L132 151H129ZM153 149V148H152ZM156 149H157V146H156ZM155 149V150H156ZM161 149V148H160ZM172 149H173V147L171 148V150L169 149V150H167V149H164L163 148V150H162V152H161V154H160V150L158 151L159 152V154H160V156L162 155L163 157H161L162 159H160V157H159V159L162 161L161 163H160V165H162V167H161V169L164 171H161V173H165V174H163V175H165L168 179V181L167 182H169L170 183V185L173 187V188H175L174 190H178V191H180V193H182V195H184V196H188L189 195V197L188 198H186L187 200H193L194 198H197V196L198 197H200L199 195L201 194V193H199V195H195V196H193V197H191V194H189L190 192H191V190H193L194 188H193V184L191 183L192 181H193V179H191V177H187L186 176V172L184 173V171L182 172V170H181V168L180 167H182L181 165L182 164H180V163H178L177 165H175V161L176 160H174V158H176V157H174L173 158V152H169V151H172ZM50 150V149H49ZM64 151H65V149H64ZM63 151V155L64 154H66L67 155V153H68V151L66 150V152L67 153H65ZM154 151V150H153ZM50 152V151H49ZM48 151H47V153H49ZM56 152V151H55ZM58 152V151H57ZM114 152V151H113ZM129 152L130 153H132L133 152V154H132V156H134V153L136 154L137 153V155H135V157H133V159H130L129 158ZM155 152L156 151H154V154H155ZM157 152V153H158ZM46 153V154H47ZM60 153V152H59ZM79 153V154H78ZM86 153V152H85ZM111 153H112V151H111ZM142 153L140 154V157H142L141 155H142ZM61 154V153H60ZM103 154V153H102ZM150 152L148 153V156L150 157ZM66 155H64V157L66 156ZM69 155V154H68ZM73 155V154H72ZM87 155H88V153H87ZM113 155L115 156L114 158H113ZM152 155V154H151ZM157 155V154H156ZM155 155V156H156ZM175 155H176V153H175ZM174 155V156H175ZM0 156H2L1 154H0ZM12 156V157H11ZM47 155H45V157H46ZM53 156V155H52ZM60 156V155H59ZM83 156V155H82ZM85 156H86V154H85ZM128 156V157H127ZM145 156V155H144ZM143 156V157H144ZM147 156V155H146ZM154 156V157H155ZM177 156V155H176ZM179 156V155H178ZM177 156V157H178ZM61 157V156H60ZM63 157V156H62ZM75 157V156H74ZM89 157V156H88ZM100 157L101 156H99V159H100ZM140 157H138V159L140 158ZM149 157H147L146 159H148ZM153 157V158H154ZM181 157V156H180ZM0 158H2V157H0ZM17 158V159H16ZM21 158V159H20ZM47 158H48V160L49 159H51L50 158V156H47ZM67 158H69V157H67ZM73 158V157H72ZM77 158V157H76ZM124 158V159H125ZM158 158V157H157ZM2 159H4V158H2ZM62 159H64V158H62ZM103 159V158H102ZM138 159H136L135 161H137ZM141 159V158H140ZM45 160H47V159H45ZM47 160V161H48ZM70 160H72V159H70ZM78 160H79V158H78ZM77 160V161H78ZM82 160V158H80V161ZM84 160V159H83ZM83 160H82V162H83ZM111 160V159H110ZM142 161H143V158L141 159ZM181 160V159H180ZM52 162H54L53 161V159L51 160ZM57 161V160H56ZM59 161V160H58ZM64 161V160H63ZM122 161H124L123 160V157H122ZM122 161H121V164L124 166L125 165V162L124 163H122ZM134 161V160H133ZM142 161H140L141 163H140V165L142 164ZM177 161H178V158H177ZM19 162V161H18ZM23 162V161H22ZM46 162V161H45ZM50 162V161H49ZM49 162H47V163H49ZM70 162V161H69ZM72 162V161H71ZM73 162H75V161H73ZM130 162V164H136L135 162H132V161H129ZM138 162H139V160L137 161V164H138ZM179 162V161H178ZM181 162V161H180ZM24 163V162H23ZM76 163V162H75ZM86 163V162H85ZM25 164V163H24ZM24 164H22L23 166V168H26V167H28L27 166V164H26V167L24 166ZM56 164L58 165L57 167H56ZM113 164V163H112ZM128 164V163H127ZM50 165H51V163H50ZM76 166H74V167H77V163L75 164ZM79 165V164H78ZM85 164L84 163H82L81 164V166H84ZM114 165V164H113ZM119 165V164H118ZM139 165V164H138ZM116 166V165H115ZM20 167V166H19ZM120 167V166H119ZM32 168V167H31ZM57 168V169H58ZM73 168V167H72ZM115 167H113L112 168V170L114 169ZM117 169H118V167H116ZM123 168V167H122ZM185 168V167H184ZM33 169V168H32ZM39 169V168H38ZM45 169V170H46ZM56 169V170H57ZM65 169V171H67ZM82 167L80 168V167H78L77 169H74V170H72L71 169V167H70V171H69V173L68 174H70V172H71V179H74V177L73 176H75V180L73 181L72 180V182L73 183H71V185H70V183H69V177H68V182L67 181H65L64 179H65V177H64V181L66 182V185L69 183V185H70V187H68V188H65L64 186L65 185H63V184H61V185H63V186H59V187H63L65 190H67L68 189V193H69V195L70 196H72V194H75V193H77L76 191L78 190V193L80 192L79 190H81V189H83L82 191H84V189H87L88 190V188H91L90 187V185H89V182H91V181H89V179H88V177L87 176H84L83 175V172H82ZM183 169V168H182ZM36 170V172H37V169H35ZM55 170V171H56ZM185 170V169H184ZM118 171V170H117ZM117 171L115 172L114 171V174L111 176V177H109V174L107 175V180H104V179H106V178H104L103 180V182H101L98 186H97V188L99 187V188H101V189H99L98 188V192L96 193L97 194V197H98V199H96V200H94V199H92L93 201H94V203H97L98 204V208L96 209V210H98V213H100L99 215V217H97L98 219H99V221H100V223H99V221L97 222V220H96V226L98 225V223L100 224V226L98 225L96 228L98 229V233H100L101 234V237H102V233H101V231L103 230V226H104V221L106 220L107 222H109L108 221V219L109 220H111V219H113V214H114V211L117 209L116 207V205H115V203H114V199L116 198V199H118L116 196H117V194H118V189L119 188H122V189H119V191L120 192H122V191H125L126 193H128L127 192V188H129V187H126V186H132V188H133V186L135 187L136 186V188H142V187H139V186H143L144 184H145V182H141L140 180H136L135 178H137L138 176L137 175H140V174H137L136 176H134L135 178H132L130 175L128 176V175H126L124 172H123V175H122V177H121V170L117 173ZM188 171V170H187ZM38 172L39 173H43V172H40L39 170H38ZM57 172H60V171H56V173ZM109 172H111V168L109 169ZM63 173V172H62ZM65 173V172H64ZM62 174L63 176H65V174ZM112 173H113V171H112ZM111 173V174H112ZM45 174V173H44ZM60 174V173H59ZM67 174V173H66ZM188 174V173H187ZM47 175V176H48ZM85 175H87V174H85ZM120 175V177L121 178H118V176ZM125 175V176H124ZM163 175H161L162 177H163ZM44 176V175H43ZM67 176V175H66ZM49 177V176H48ZM73 177V178H72ZM166 177H165V179H166ZM139 178V177H138ZM142 178V177H141ZM164 178V177H163ZM46 179H47V177H46ZM50 179V178H49ZM144 179H146V178H144ZM48 180V179H47ZM53 180H55V179H53ZM63 180H61L62 182H64ZM99 180H102V179H98V182H99ZM143 180V179H142ZM50 180H48V182H49ZM58 181V180H57ZM165 181V180H164ZM53 182V181H52ZM62 182H60V183H62ZM64 182V183H65ZM71 182V181H70ZM195 182V181H194ZM193 182V183H194ZM54 183V182H53ZM56 183H58V182H56ZM96 183H97V181H96ZM49 184H51V183H49ZM143 184V185H142ZM52 185V184H51ZM56 186H57V184H56ZM55 186V187H56ZM126 187V188H125ZM63 188H62V190H63ZM92 188H94V185L92 186ZM91 188V189H92ZM97 188H96V186H95V189L97 190ZM123 188H125V190L123 189ZM192 188V189H191ZM69 189H71L70 191H69ZM87 190H85V191H87ZM133 190V189H132ZM132 190H129L130 192L132 191ZM140 190V189H139ZM64 191V190H63ZM90 191V190H89ZM93 191V190H92ZM95 191V190H94ZM124 192V193H125ZM129 192V193H130ZM135 192H137L138 193V191H135ZM64 193H65V191H64ZM91 193V192H90ZM132 193V192H131ZM130 193V194H131ZM67 194V193H66ZM80 194H82V193H80ZM86 194V193H85ZM88 194V193H87ZM198 194V193H197ZM76 195V194H75ZM84 195V194H83ZM83 195H82V198H83ZM92 195L94 196V194H93V192L91 193V197H92ZM123 195H125V194H123ZM68 196V195H67ZM77 196H78V194H77ZM81 196V195H80ZM86 196V198L87 197H90V195L89 196H87V195H84V197ZM5 197V196H4ZM66 197V196H65ZM65 197L63 198V196L60 198V199H58L57 201H56V203L54 202V201H48V200H46V201H48V202H44V204H43V206L45 207V210L42 208V210H41V208H40V210L39 209H37L36 207H35V203L34 204H26V206H24L23 204H25V202L23 203V202H20L19 203V201H17L18 203H16V202H14L15 200H16V198H7L6 200H5V198H4V200H3V198L1 199L0 198V264H131V261H132V255H131V253H130V249L128 248V247H99L98 245V247H50V245L49 244H47L48 242L50 243V239H49V234H52V235H55V236H57V237H61V234H63V232H65V231H67L65 228L67 227V225H65V223H67L66 222V220H67V218L69 217V215H68V213H70L69 212V210L73 207L72 205L73 204H69L68 202L70 201H68V199H70V198H68L67 197V199H65ZM72 197H74V195L72 196ZM90 197V198H91ZM94 197H96V196H94ZM93 197V198H94ZM96 197V198H97ZM203 197V196H202ZM201 197V198H202ZM205 197V196H204ZM203 197V198H204ZM207 197V196H206ZM32 198V197H31ZM30 198V199H31ZM75 198V197H74ZM77 199V201H78V197H76ZM85 198V199H86ZM15 199V200H14ZM19 199H21V201L22 200H24L23 199V197H21L20 196V198H18V200ZM28 199V198H27ZM34 199V198H33ZM185 199V200H186ZM14 200V201H13ZM29 200V199H28ZM73 200V199H72ZM24 201H26L27 203H28V201L27 200H24ZM29 201H31V200H29ZM35 201V200H34ZM80 202H81V197H80V200H79ZM83 201V200H82ZM86 201V200H85ZM90 201V200H89ZM96 201V202H95ZM71 202V201H70ZM87 202H88V199H87ZM86 202V203H87ZM30 203V202H29ZM31 203H33V202H31ZM42 203V202H41ZM73 203V202H72ZM85 202H84V204H86ZM19 204V205H18ZM77 204H81V203H78L77 202ZM83 204V205H84ZM88 204H89V202H88ZM87 204V205H88ZM118 204V203H117ZM9 205H11V206H15V208H17V207H19L20 209H19V211L16 213V214H10L9 212L7 213V212H4L5 210V208H8V206ZM42 205V204H41ZM95 205V204H94ZM17 206V207H16ZM75 206V205H74ZM82 206V205H81ZM80 206V207H81ZM85 206V205H84ZM133 206V204H130V208ZM39 207V206H38ZM77 207V206H76ZM86 207V206H85ZM84 207V208H85ZM78 208V207H77ZM18 209V208H17ZM17 209H16V211H17ZM80 209V208H79ZM132 209H133V207H132ZM54 210H57V212H58V215H56V213L57 212H55V215L56 216H53L51 213H53V211ZM82 210H84L83 209V206H82ZM232 211H233V214L235 215V216H237L238 215V208L236 207V206H233V208H232ZM98 215V214H97ZM107 224V223H106ZM105 224V225H106ZM66 226V227H65ZM107 226V225H106ZM105 229V228H104ZM31 233H34L35 234V239H36V237H37V239H36V242L38 241L40 244H43V245H45L46 247H38L37 246V244H34L33 245V240L31 239ZM104 233V232H103ZM144 233V235H143V237L145 238L144 240L146 241L145 243H146V245L148 244L149 246H150V251H151V256L152 257H155V258H158V255H159V253H158V251H159V243H158V241H157V239H155L154 237H151L150 235H149V233L147 234L145 231L143 232ZM261 233V234H260ZM95 234H96V232H95ZM254 234H260V235H262V236H264V233L263 232H261V231H256V232H254ZM104 235V234H103ZM98 237L99 238H101L100 237V235H98ZM97 237V238H98ZM98 238V239H99ZM34 239V240H35ZM100 240V239H99ZM99 240H98V242H99ZM104 240V239H103ZM204 240V239H203ZM205 241V240H204ZM100 242H102L101 240H100ZM200 242H202V241H200ZM103 243V242H102ZM99 244V243H98ZM49 245V247H47ZM203 245H205V243L203 242V243H201L200 244V246H203ZM42 246V245H41ZM100 246H101V244H100ZM103 246V245H102ZM109 246V245H108ZM193 247V246H192ZM145 251V247H142L141 248V250H140V253H143ZM138 255V254H137Z\"/></svg>","mask_w":264,"mask_h":264}]
</instances>
